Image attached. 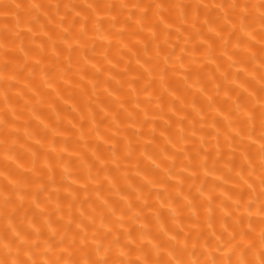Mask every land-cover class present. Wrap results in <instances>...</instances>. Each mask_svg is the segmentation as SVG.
I'll use <instances>...</instances> for the list:
<instances>
[{
	"label": "clouds",
	"instance_id": "obj_1",
	"mask_svg": "<svg viewBox=\"0 0 264 264\" xmlns=\"http://www.w3.org/2000/svg\"><path fill=\"white\" fill-rule=\"evenodd\" d=\"M0 264H264V0H0Z\"/></svg>",
	"mask_w": 264,
	"mask_h": 264
}]
</instances>
